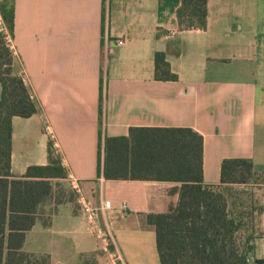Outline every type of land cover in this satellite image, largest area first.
<instances>
[{"label":"crops","instance_id":"0c3cea01","mask_svg":"<svg viewBox=\"0 0 264 264\" xmlns=\"http://www.w3.org/2000/svg\"><path fill=\"white\" fill-rule=\"evenodd\" d=\"M180 7L181 0H14L12 35L0 27L38 111L12 119L10 171L20 177L46 166L51 141L67 177L51 180L22 248L4 264H109L80 197L96 208L111 203L98 222L121 264H160L146 216L176 203L178 184L98 175L99 139L131 128L201 135L204 186L224 195L242 241L254 237L252 260H264V0H208L204 30L186 28ZM156 52L177 81L154 79ZM230 159L252 162L250 183L221 184Z\"/></svg>","mask_w":264,"mask_h":264},{"label":"trees","instance_id":"16d2710c","mask_svg":"<svg viewBox=\"0 0 264 264\" xmlns=\"http://www.w3.org/2000/svg\"><path fill=\"white\" fill-rule=\"evenodd\" d=\"M208 0H181L177 11L186 28L204 30ZM2 26H14V0H0ZM13 51L0 32V264L20 250L25 233L36 222V210L51 192V180L64 179L67 170L51 141L48 164L31 166L25 174H11L12 119H27L38 111L23 77L14 72ZM154 79L177 81L164 53L154 54ZM103 79L100 101L102 102ZM103 152V153H102ZM103 155V158H102ZM109 181H150L178 184V196L163 213L146 216L156 236L160 264H264L252 260L254 237L240 236L241 222L227 210L224 195L204 186L203 137L189 128H131L127 136L101 138L98 175ZM250 160L230 159L221 164V184H248ZM264 217V210L261 209ZM264 238V230L260 233ZM112 249V248H111Z\"/></svg>","mask_w":264,"mask_h":264},{"label":"built area","instance_id":"2783aa9c","mask_svg":"<svg viewBox=\"0 0 264 264\" xmlns=\"http://www.w3.org/2000/svg\"><path fill=\"white\" fill-rule=\"evenodd\" d=\"M0 32H3V28L1 27ZM6 40L7 42L9 41L8 37H6ZM122 44V41L116 42L117 46H121ZM73 189L77 194L80 195V188L75 182L73 183ZM79 206L82 218L88 224L94 237L96 238L99 250L107 254L109 258V264H121L119 254L114 251L113 242L108 228H102L98 222V213L102 212L103 214H106L108 211H110L111 203L109 201H103L101 206L96 208L90 202L80 197Z\"/></svg>","mask_w":264,"mask_h":264},{"label":"rangeland","instance_id":"374dc122","mask_svg":"<svg viewBox=\"0 0 264 264\" xmlns=\"http://www.w3.org/2000/svg\"><path fill=\"white\" fill-rule=\"evenodd\" d=\"M0 22H1V20H0ZM6 35V37H7V34H5ZM8 43V42H7ZM14 72L15 73H19V70H18V68H16V66H14ZM101 264H108V262L106 263H104V262H102Z\"/></svg>","mask_w":264,"mask_h":264}]
</instances>
